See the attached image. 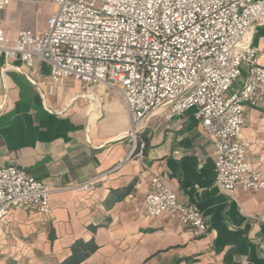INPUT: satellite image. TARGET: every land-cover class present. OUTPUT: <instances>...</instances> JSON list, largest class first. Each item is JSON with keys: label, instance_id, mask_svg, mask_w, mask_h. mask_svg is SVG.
<instances>
[{"label": "crops", "instance_id": "1", "mask_svg": "<svg viewBox=\"0 0 264 264\" xmlns=\"http://www.w3.org/2000/svg\"><path fill=\"white\" fill-rule=\"evenodd\" d=\"M56 9L53 0H10L0 28L8 38L20 29L41 33ZM252 42L264 66V23ZM49 73L43 61L29 68L0 56V166L23 167L59 189L49 214L13 209L0 218V264H264V189L228 195L218 187L213 140L196 108L170 118L165 108L152 113L142 127L144 156L123 160L129 119L122 97L72 77L49 90ZM238 139L264 174V101L246 108ZM151 172L203 214V236L190 237L166 212L147 215ZM91 179L89 190L77 186Z\"/></svg>", "mask_w": 264, "mask_h": 264}, {"label": "built area", "instance_id": "2", "mask_svg": "<svg viewBox=\"0 0 264 264\" xmlns=\"http://www.w3.org/2000/svg\"><path fill=\"white\" fill-rule=\"evenodd\" d=\"M10 0H0V10ZM56 11L46 29H20L8 38L0 28V56L31 68L49 66V90L72 77L83 88L117 92L129 119L128 154L142 158V127L160 108L170 118L196 108L203 131L213 140L215 179L231 195L236 188L264 189V174L254 167L238 136L245 111L264 101V66L252 42L264 23V0H53ZM245 67L242 85L232 89ZM120 162L117 165H120ZM94 180L78 184L89 190ZM58 188L23 167L0 166V218L19 209L51 212L50 196ZM147 215L168 213L190 237L207 232L203 214L178 199L151 172L144 195Z\"/></svg>", "mask_w": 264, "mask_h": 264}, {"label": "trees", "instance_id": "3", "mask_svg": "<svg viewBox=\"0 0 264 264\" xmlns=\"http://www.w3.org/2000/svg\"><path fill=\"white\" fill-rule=\"evenodd\" d=\"M86 254H84L83 256H85ZM82 256V255H81ZM181 260L177 259L174 260L173 262L169 263V264H179Z\"/></svg>", "mask_w": 264, "mask_h": 264}]
</instances>
